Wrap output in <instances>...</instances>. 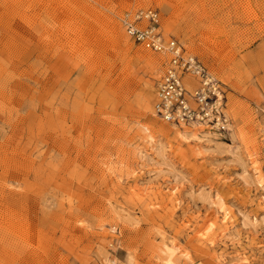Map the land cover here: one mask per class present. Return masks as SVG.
Segmentation results:
<instances>
[{
  "label": "rangeland",
  "instance_id": "obj_1",
  "mask_svg": "<svg viewBox=\"0 0 264 264\" xmlns=\"http://www.w3.org/2000/svg\"><path fill=\"white\" fill-rule=\"evenodd\" d=\"M141 10L225 86L229 133L155 116ZM0 264H264V0H0Z\"/></svg>",
  "mask_w": 264,
  "mask_h": 264
},
{
  "label": "built area",
  "instance_id": "obj_2",
  "mask_svg": "<svg viewBox=\"0 0 264 264\" xmlns=\"http://www.w3.org/2000/svg\"><path fill=\"white\" fill-rule=\"evenodd\" d=\"M122 25L136 45L170 58L158 84L155 116L175 127L229 133L232 119L225 86L180 43L164 38L159 13L141 10L124 17Z\"/></svg>",
  "mask_w": 264,
  "mask_h": 264
},
{
  "label": "bare ground",
  "instance_id": "obj_3",
  "mask_svg": "<svg viewBox=\"0 0 264 264\" xmlns=\"http://www.w3.org/2000/svg\"><path fill=\"white\" fill-rule=\"evenodd\" d=\"M192 136L194 137V138H197L198 136H199V132H193L192 133ZM223 206V205H222ZM221 206V207H222ZM221 210H223L224 211V222L226 221V222H229V220L231 219V217H230V214L228 213V212H226V209H224V207H222V209Z\"/></svg>",
  "mask_w": 264,
  "mask_h": 264
}]
</instances>
